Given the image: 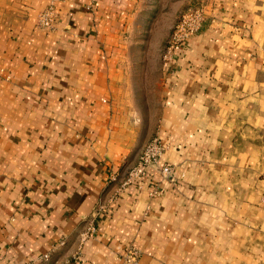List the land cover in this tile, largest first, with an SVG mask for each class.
Wrapping results in <instances>:
<instances>
[{"label":"crops","instance_id":"crops-1","mask_svg":"<svg viewBox=\"0 0 264 264\" xmlns=\"http://www.w3.org/2000/svg\"><path fill=\"white\" fill-rule=\"evenodd\" d=\"M186 1L0 0V264H264V0Z\"/></svg>","mask_w":264,"mask_h":264},{"label":"built area","instance_id":"built-area-1","mask_svg":"<svg viewBox=\"0 0 264 264\" xmlns=\"http://www.w3.org/2000/svg\"><path fill=\"white\" fill-rule=\"evenodd\" d=\"M56 12L53 4H50L39 13L38 24L40 26H51L55 20ZM204 5L202 1L197 3H189L180 18L171 28L165 45L164 57L174 56L184 45V43L192 36L196 35L200 30L204 21ZM165 150V145L162 144L159 138L154 137L150 139L142 148L137 162L132 166L122 181V186L131 184L134 181H141L146 176L147 170L150 166L156 165L161 176L165 179H174V168L172 164H159L162 154ZM158 190H154V193ZM137 256V251L133 248L127 251L125 255L126 261H131ZM25 264H35L34 261Z\"/></svg>","mask_w":264,"mask_h":264},{"label":"rangeland","instance_id":"rangeland-1","mask_svg":"<svg viewBox=\"0 0 264 264\" xmlns=\"http://www.w3.org/2000/svg\"><path fill=\"white\" fill-rule=\"evenodd\" d=\"M199 1H202V0H187L184 4V6L181 8V10L179 12L176 13V16H175V19H174V23L178 21V19L180 18L181 14L183 13V11L185 10V8L187 7V5L189 3H197ZM174 25V24H173Z\"/></svg>","mask_w":264,"mask_h":264}]
</instances>
